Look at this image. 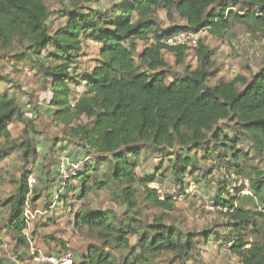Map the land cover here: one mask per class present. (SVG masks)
Here are the masks:
<instances>
[{"label": "trees", "instance_id": "obj_1", "mask_svg": "<svg viewBox=\"0 0 264 264\" xmlns=\"http://www.w3.org/2000/svg\"><path fill=\"white\" fill-rule=\"evenodd\" d=\"M73 1L75 8L64 12L67 22L51 31L48 21L52 12L45 0H0V51L21 46L17 60L31 63L51 90L54 120L70 127L85 153L99 156L86 161L84 170L75 177L82 182L79 197L91 189L92 180L93 188L111 187L114 198L126 206L123 218L112 210H80L76 214L75 229L101 244L90 246L81 264H118L114 248L119 247L129 251L122 264H156L154 261L165 253H170L169 264L190 259L199 234L169 224L164 215L146 223L137 242L131 243L129 225L136 223L140 213L136 204L140 187L155 206L174 209L170 197L161 200L158 190L149 187L159 177L138 176V159L143 152L170 156L174 151L172 175L181 190L187 171L201 169L196 152L204 147L215 159L213 167H224L227 173H240L248 165L249 152L238 148L243 141L250 142L251 152L264 160V66L249 79L239 75L210 86L211 48L200 39L195 48L198 66H186L182 74L174 75L164 51L173 52L175 63L180 65L190 48L168 47L164 39L180 30H208L213 36H222L232 21L264 35V0H113L104 12H88L77 6L78 0ZM238 4L247 10L237 13L230 9ZM160 9L170 20L178 14L185 24L156 33ZM89 38L100 44L99 56L93 68L78 71L84 41ZM140 42L145 43L142 49ZM20 119L16 100L0 92V161L10 152L1 141L10 140V124ZM20 147L23 159L30 162L36 154L32 139L27 138ZM102 164L106 165L104 179L93 180L90 174ZM251 172L246 178L250 194L245 195H254L262 202L264 169L252 167ZM30 174L24 170L15 193L1 201L9 207L6 228L21 247H27V201L30 196L33 202L39 199L29 185ZM66 188L75 190L69 183ZM244 189L243 184L235 191L241 194ZM215 199L227 209L223 214L231 228L224 244L230 245L229 250L243 264H264V244L250 242L245 232L248 226H256L251 212L237 206L228 188L217 192ZM205 233L209 243L213 231ZM133 256L134 263H130ZM0 264L11 263L0 257Z\"/></svg>", "mask_w": 264, "mask_h": 264}, {"label": "rangeland", "instance_id": "obj_2", "mask_svg": "<svg viewBox=\"0 0 264 264\" xmlns=\"http://www.w3.org/2000/svg\"><path fill=\"white\" fill-rule=\"evenodd\" d=\"M45 3L52 12L48 21L51 31H55L67 22L68 18L64 15L66 10L75 8L73 0H45ZM112 4L113 0H78L77 6L79 8L84 7L88 12L94 10L104 12ZM247 8L242 4H238L230 9L237 13H244ZM158 19L160 28L155 29V32L159 34L162 30L166 31L174 25L185 24V20L180 18L178 14H175L173 20L168 19L167 12L164 9L159 10ZM200 39L213 51L211 58L213 73L208 79L210 86L218 84L221 80L231 81L239 75L249 79L253 73L264 66V35L259 31H249L246 26L232 21V27L222 36H213L208 30H202ZM144 46V42L139 43V49ZM83 47L80 59L82 64H80L78 71L83 68H93L95 60L99 56L100 44L95 42L93 38L85 40ZM20 50L21 46L17 45L13 50L0 51V92L7 93L16 100L20 110H23L21 118L24 116L22 123L19 120L12 123L14 136L5 142V147L10 150L9 155L13 154L14 158L9 160L11 165L7 163L0 165V171L3 172L2 175L6 179L5 183L0 182V188H4L2 193L10 194L12 192L14 194L16 190L12 189L11 192L8 190L15 186L22 172L27 170L34 173L37 178L34 194H39L40 200L33 208L37 206L42 211L38 213V216L41 215L39 236L47 241H56L58 240V232L65 227L64 232H70L71 240L75 239L77 242L76 245L69 246V251L74 254L76 264H81L89 247L92 245L101 246V244L96 239L86 237L81 231L75 229L76 214L80 210H112L120 218H123L126 206L114 198L111 187L93 188L92 180L89 184L91 189L86 191L83 197L80 198L82 182L75 178L69 182V186L75 190L67 191L66 188L64 193L68 198V215L72 219H69L64 226L58 225V229H55L56 232H53L52 229L47 230L50 226H44L45 222L42 220L46 214L43 211L49 204L46 203L51 199L50 192L55 189L52 185L53 182L47 179L44 172L56 173L57 176L61 156L73 159L80 157L85 152L79 145L78 139L71 135L70 127L54 120L50 111L51 96L49 93L51 90L31 66V63L17 60L18 55L16 54H19ZM164 57L171 64L174 75L182 74L186 66L192 68L198 66L195 49L188 50L184 64L177 65L174 53L168 50L164 51ZM173 76L170 80H173ZM17 98L20 100L18 101ZM29 110H32L30 115L27 112ZM224 124L230 125L228 122ZM228 130L234 136V133L230 129ZM29 137L36 147V154L30 162H25L20 144ZM206 148L204 147L196 152L201 169L193 171V173L192 169L187 171L184 177V190H181V184L179 182L177 184L174 175H172L171 166L173 165L172 159L175 156L174 151L170 156L157 154L154 151L141 154L138 159L139 166L136 170L138 176L141 179L146 178L148 175L159 177L158 182L150 183L149 187L158 190L161 200L170 197L174 202V209L167 211L155 206L149 199H146L144 187H140L136 202L137 210H140V213L136 215V223L129 225L132 231L130 240L132 244H135L140 232L144 229V225L148 222H154L156 218L164 215L166 222L169 224L184 232L199 234L196 238L197 247L189 257L190 259L177 261L173 264H243L229 250L230 245L224 244L223 238L231 228L227 225V218L223 214L227 209L217 205L215 197L222 188H228L232 196H235L237 206L249 210L256 221V226L253 227L255 231L252 226H248L245 231L250 242L264 244V201L260 202L253 197L254 195H245L248 194L246 191L241 194L235 191V188L243 185L242 181L248 177V174L252 175V167H257L260 170L264 169V160L251 152L250 142L243 141L238 145V148L249 152L250 160L245 161V157L242 160L248 165L245 164L240 173L232 170V173H227L224 167H213L212 162L215 159L211 153H208ZM210 148L212 152L215 151L213 146ZM178 152L181 153L182 151ZM43 154H46L45 157ZM85 154V157L89 156L91 160L99 157L95 153ZM38 164L43 167L42 171L38 168ZM100 166V170H94L90 174L93 180L95 178L104 179L106 165L102 164ZM210 170L212 173H210ZM195 176L199 177L197 181L193 179ZM202 176H207V178L204 179ZM10 182L11 184H9ZM225 194L226 192H224ZM8 210L9 207H5V210L0 212L3 216L2 220H5L6 216L8 218ZM135 231H138V234H133ZM205 231H213L209 243L205 242ZM216 237L220 240H217ZM114 254L117 263L122 264L123 259L129 255V251L119 247L114 248ZM169 255L170 253H165L154 262L156 264H169L167 261ZM134 260L135 256L129 258L130 263H134Z\"/></svg>", "mask_w": 264, "mask_h": 264}, {"label": "crops", "instance_id": "obj_3", "mask_svg": "<svg viewBox=\"0 0 264 264\" xmlns=\"http://www.w3.org/2000/svg\"><path fill=\"white\" fill-rule=\"evenodd\" d=\"M17 100L19 101L20 99L17 98ZM22 111L23 110H21V112ZM27 112L30 115L32 110H29ZM23 118H24V116H22V118L19 120L20 123L23 122ZM12 123L10 124V129H11L12 136H14ZM12 136H11V138H12ZM5 142H7V140H3V142L1 141V145L4 147H5ZM14 152H16V151H14ZM12 155L13 154L8 155L6 158L2 159L0 161V165H2V163H7L8 165H11V164H9V160L14 158V156H12ZM43 155L45 157L46 154H43ZM85 155L86 154H82L80 157H77V158H73V156H70V155L69 156L72 157L73 159H81V158L85 157ZM37 166L40 169V171L43 170V167H41L39 164ZM55 172H56V170H55ZM44 173H46L47 179L49 181L53 182L52 185L55 188L54 190L52 189L53 191L50 192V195L52 198L54 196V193L56 192V183H55L56 173L50 174L47 171ZM2 174H3V172L0 171V182L5 183L6 179ZM30 175L35 176L34 173H31ZM9 184H11V182ZM16 184L18 186L17 181H16L15 186H14L15 188L14 187L10 188V190H8V191L11 192L12 189L16 190V187H17ZM2 190H4L3 187L0 188V192H1V194H0V212L2 210L3 211L5 210V207L1 205V201L5 200L6 198L10 197L13 194L12 192H11L12 194L11 193L10 194L2 193ZM30 197L27 201V204L33 210H38L39 213H41L42 211L39 210V207L35 206V208H33V206L36 205L38 200H40V199L33 202L31 200L33 198V196L31 198ZM66 197H67V195L63 194L61 201L58 202L54 208L52 207L53 209L50 208V206L52 204L51 199H50V201H48L46 203V204L49 203L48 204L49 207L47 205L46 206L47 208L43 211L46 214V216L44 217V219L42 221L45 222V225H44L45 227L50 226L49 228H47V230L52 229L53 232H56L55 229L57 228L58 225L64 226V224L66 222H68L69 219H72V218H69V215H68V213H69V211H67L68 210V203H67L68 198H66ZM56 206H58V207H56ZM8 214H9V210H8ZM40 216L41 215L38 216V214H37V216L34 220L27 223V228L25 229V232H24L27 236V247H21V246H18L16 244L13 233H11V232L9 233V230L6 228L7 216H6L5 220H2L3 216L0 213V257L1 258H3L6 262H9L11 264H33V262L31 261V258H30V253H31V250L35 247H36V249L40 250L41 252H44L47 254H61L63 252L69 251L70 250L69 246L77 244L75 239L71 240L70 232H68V231L64 232L65 227L58 232V235H57L58 240H56V241L52 242V241H47L44 238H41L39 236V234H40V225H39L40 223L39 222L41 221ZM15 258L18 260L15 261Z\"/></svg>", "mask_w": 264, "mask_h": 264}, {"label": "built area", "instance_id": "obj_4", "mask_svg": "<svg viewBox=\"0 0 264 264\" xmlns=\"http://www.w3.org/2000/svg\"><path fill=\"white\" fill-rule=\"evenodd\" d=\"M199 41L200 32H194L191 30H180L170 36H167L164 39L165 44L171 48L188 47L190 49H195L198 46ZM89 159V156H86L84 159L78 160L66 158L65 156L60 157L59 171L55 178L56 192L51 198V209H53L55 205L60 202L61 195L65 193L66 185L72 179H75V177L78 176V174L84 170L85 162ZM36 183L37 178L34 175H30L29 185L32 191L35 188ZM242 184L245 185V189L243 192L246 191L248 194H250V190L248 188L249 180L245 179L244 181H242ZM38 213V210H33L27 204L25 212L26 222L29 223L30 221L34 220ZM30 258L33 264H76L75 256L71 251H66L61 254H47L41 252L35 247L31 250ZM16 260L18 259L15 258V261Z\"/></svg>", "mask_w": 264, "mask_h": 264}]
</instances>
